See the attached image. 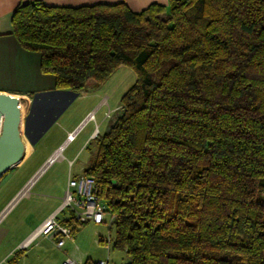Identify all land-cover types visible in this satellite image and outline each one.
Listing matches in <instances>:
<instances>
[{"label": "trees", "instance_id": "trees-1", "mask_svg": "<svg viewBox=\"0 0 264 264\" xmlns=\"http://www.w3.org/2000/svg\"><path fill=\"white\" fill-rule=\"evenodd\" d=\"M12 28L74 95L135 72L85 171L126 264H264V0H35Z\"/></svg>", "mask_w": 264, "mask_h": 264}, {"label": "crops", "instance_id": "crops-1", "mask_svg": "<svg viewBox=\"0 0 264 264\" xmlns=\"http://www.w3.org/2000/svg\"><path fill=\"white\" fill-rule=\"evenodd\" d=\"M31 1L35 0H0V93L12 95L19 100L21 110L20 132L25 148L23 158L6 173L19 170L36 153L40 155L39 162L42 163L22 182L15 181L11 177H4L0 180L1 190H5L4 196L0 199V264H61L67 259L78 264H97L99 260L94 261L86 249H81L82 245H86L84 236L91 237V232H87V234L84 229L80 231L84 225L72 230L73 239H65L61 247L56 246V239L54 238L38 236L25 249L20 248L21 243L59 208L69 175L79 176L92 165L88 164L85 168L72 173V166L82 151L85 148L88 149L92 142H97L98 137L96 136H99V131L96 127L85 137L77 152L69 151L67 154L64 152L75 141L77 133L87 122L84 123L87 115L95 109L93 110L88 106L75 113L72 109L68 115L66 114L71 104L78 99L95 100L100 98L102 93L100 88L103 85L96 86L90 81L85 89L74 95L70 90L58 89L55 86L54 76L41 70L40 53L23 48L13 34L12 28V15L17 6ZM37 1L47 6L69 7L97 3H125L132 11L138 12L147 8L151 3L168 6L170 0ZM88 84L92 85L88 87ZM105 99L106 96L103 99L100 98L97 106L102 105ZM119 105L120 102L115 105L114 112ZM108 127L103 134L107 132ZM53 128H56L59 137L54 141H49V135L54 134ZM77 128L79 130L74 139L66 144L61 156L57 159L67 162V177L64 174L50 177L35 191L27 192L41 174L37 173L46 159L66 141L67 134ZM91 158L94 160L95 156ZM37 182L35 183L36 186H38ZM56 219L64 223L68 220V215L62 212L56 215ZM104 223L106 224V222L102 224ZM98 236L99 242L103 243L105 236L100 232H98ZM108 236L110 237V234ZM55 249L61 251L60 259L56 262L52 261L50 256L51 251ZM106 256L108 257L107 264H111L110 250ZM128 261L129 258L125 254V258H122L120 262L112 264H126Z\"/></svg>", "mask_w": 264, "mask_h": 264}, {"label": "rangeland", "instance_id": "rangeland-1", "mask_svg": "<svg viewBox=\"0 0 264 264\" xmlns=\"http://www.w3.org/2000/svg\"><path fill=\"white\" fill-rule=\"evenodd\" d=\"M135 79V72L131 68L126 66H120L100 88L102 92L100 98L103 99L104 96H106V99L102 105L97 106L100 102V98H96L95 100L90 99L91 101L86 98L78 99L71 104L70 108L67 110L68 112L66 115H68V113L71 112L72 109L73 113H75L80 111L83 107L87 108L88 106L95 110L90 112L93 113V119L85 123V125L77 133L75 141H73L72 144L65 150V154H67L69 151L77 152L78 147L80 146V144H82L85 137L88 136V134H90L95 127L99 131V136H102L103 132L107 129L108 125L112 123L113 118L116 116V113H119L121 105H119L116 112H114L115 109L113 108L116 104H119L122 95L130 86L134 84ZM91 85L92 84H88V87H90ZM107 114H109V116H107ZM53 133V135H49V141H54L55 139H58L59 136L58 133H56V128H53ZM96 145L97 142L94 141L88 149L85 148L84 151H82L80 157L72 166V173H75L81 168H85L88 164L93 163L94 160L91 157L96 156ZM39 157L40 155L36 153L22 166V168L16 170L15 172L10 171L11 173H6L0 180H2L4 177H11L15 181L20 182L26 180V178H28L42 164L41 161L39 162ZM67 172V162L64 160H56L39 175L37 180L31 185L27 192L35 191L45 180L50 177H56V175L60 174H64L67 177ZM36 182L38 183V186H36ZM4 192L5 190L2 191L0 187V199L4 196ZM108 224L109 223L94 225V223L92 222H87L86 224H84L80 231L84 229L85 233L91 232V237L84 236V242L86 243V245H82L81 249H86L87 252L90 253L89 256H91L94 261L100 259L108 260V257L106 255L110 250L111 262L117 263L120 262L122 258H125V252L112 250L111 247L108 250L106 242H99L98 232L103 234L105 238H107L108 234H110V239L111 241H113L114 228L112 227L110 229V225ZM110 243V245H112V242ZM50 256L52 258V261L56 262V260L60 259L61 251L58 249L52 250Z\"/></svg>", "mask_w": 264, "mask_h": 264}, {"label": "built area", "instance_id": "built-area-1", "mask_svg": "<svg viewBox=\"0 0 264 264\" xmlns=\"http://www.w3.org/2000/svg\"><path fill=\"white\" fill-rule=\"evenodd\" d=\"M109 116V114H107ZM93 113H89L84 121L92 120ZM80 128V127H79ZM70 132L66 136V141L58 147L44 162L37 174L42 173L49 165L56 161L66 144L72 141L79 130ZM98 188L93 177L83 173L79 176L69 175L67 186L59 208L20 245L25 249L38 236L50 237L56 239V246L61 247L65 239H73L72 228L56 219L59 213H66L68 218L78 223L102 224L103 222L111 224L113 216L107 211L106 204L97 195ZM109 249L111 239L108 236L104 239ZM107 260H99L97 264H107ZM8 264V263H7ZM61 264H78L71 259H67Z\"/></svg>", "mask_w": 264, "mask_h": 264}, {"label": "water", "instance_id": "water-1", "mask_svg": "<svg viewBox=\"0 0 264 264\" xmlns=\"http://www.w3.org/2000/svg\"><path fill=\"white\" fill-rule=\"evenodd\" d=\"M20 124L18 98L0 93V178L23 158L25 148Z\"/></svg>", "mask_w": 264, "mask_h": 264}]
</instances>
